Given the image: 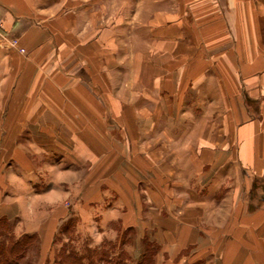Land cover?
I'll return each instance as SVG.
<instances>
[{
  "label": "crops",
  "instance_id": "1",
  "mask_svg": "<svg viewBox=\"0 0 264 264\" xmlns=\"http://www.w3.org/2000/svg\"><path fill=\"white\" fill-rule=\"evenodd\" d=\"M0 17V217L23 219L16 233L45 252L60 201L109 191L137 227L139 183L157 264H264V0H0Z\"/></svg>",
  "mask_w": 264,
  "mask_h": 264
},
{
  "label": "rangeland",
  "instance_id": "2",
  "mask_svg": "<svg viewBox=\"0 0 264 264\" xmlns=\"http://www.w3.org/2000/svg\"><path fill=\"white\" fill-rule=\"evenodd\" d=\"M112 186L118 189L116 184H112ZM147 186L149 185L135 183L132 187L133 191L131 188L127 192L124 191L126 194L125 202L128 206L126 212L131 213L129 223L137 220V227L135 225L126 226L120 219V214L125 205L124 200L117 198V193H110L109 191L107 199L95 200L92 205L90 204L91 206L89 200L66 198L60 201L57 206L62 207L63 212L67 208L68 212L66 215L57 216L55 222L57 225L61 223L63 230L55 232L50 247L43 252L39 235L34 233L35 235L32 237L22 239V241L25 240L24 244L16 252L10 254L8 262L12 264H67L64 258L68 254L83 256L85 259L87 256L84 252L86 248L99 251L101 246L105 245L114 247L111 250L112 257L116 256L119 251H123L125 264H136L142 255L146 256L149 253L150 249L153 253L151 263L157 264V254H160L161 248L149 238L151 204L148 199L149 194L143 191L145 188L148 191ZM57 206H39V214L35 215L34 218L42 222L52 208ZM134 209L137 211L135 214H133ZM140 211L142 215L139 213ZM21 220L23 221L20 217H0V259L3 258L1 250L5 249V252L7 250V254L14 238L25 234L15 231L16 226V229L21 230ZM147 238L152 243L147 242ZM185 252L186 250H180L175 258L178 259ZM173 256H170V253L169 255L163 254L159 261H168ZM0 264L3 263L0 262Z\"/></svg>",
  "mask_w": 264,
  "mask_h": 264
},
{
  "label": "trees",
  "instance_id": "3",
  "mask_svg": "<svg viewBox=\"0 0 264 264\" xmlns=\"http://www.w3.org/2000/svg\"><path fill=\"white\" fill-rule=\"evenodd\" d=\"M62 226L63 225L60 224L58 228V232L63 230ZM33 235L35 234L34 233L24 234L17 238H14V241L10 243V247L8 248L7 254H6L7 250L6 252L5 249L1 250V255H3V258L0 259V262H2L3 264H12L11 262H8L9 261L8 259L10 258V254L16 252L17 249H19V247L24 244L25 240L22 241V239H25L27 237H32ZM147 242L152 243V241L149 240L148 238H147ZM113 248H114L113 246L102 245L99 251H97L88 247L84 251L87 255L85 259L83 256H78L72 253L65 256L64 259L66 260L67 264H125V254L123 253V251H119L116 256L112 257L113 255H111V250ZM151 256H153V253L149 249V253L146 256L142 255V257L140 258L139 261L136 262V264H145V263L153 264L151 263L152 261Z\"/></svg>",
  "mask_w": 264,
  "mask_h": 264
},
{
  "label": "built area",
  "instance_id": "4",
  "mask_svg": "<svg viewBox=\"0 0 264 264\" xmlns=\"http://www.w3.org/2000/svg\"><path fill=\"white\" fill-rule=\"evenodd\" d=\"M2 29H3V23H2V19L0 17V38H1V40L4 39V35L2 33ZM17 42H18L17 39H12V40H10L9 44H10V46L16 47L17 46ZM19 51L24 52V49L22 47H19Z\"/></svg>",
  "mask_w": 264,
  "mask_h": 264
}]
</instances>
